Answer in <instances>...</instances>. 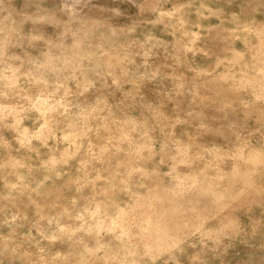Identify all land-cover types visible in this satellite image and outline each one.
Masks as SVG:
<instances>
[{
  "label": "rangeland",
  "instance_id": "rangeland-1",
  "mask_svg": "<svg viewBox=\"0 0 264 264\" xmlns=\"http://www.w3.org/2000/svg\"><path fill=\"white\" fill-rule=\"evenodd\" d=\"M0 264H264V0H0Z\"/></svg>",
  "mask_w": 264,
  "mask_h": 264
}]
</instances>
